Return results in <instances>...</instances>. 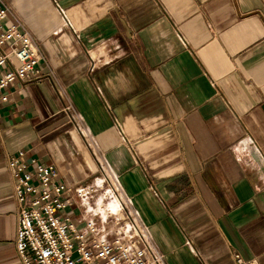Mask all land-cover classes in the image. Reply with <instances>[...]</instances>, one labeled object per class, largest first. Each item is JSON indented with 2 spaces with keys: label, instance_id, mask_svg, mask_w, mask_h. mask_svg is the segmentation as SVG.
<instances>
[{
  "label": "crops",
  "instance_id": "1",
  "mask_svg": "<svg viewBox=\"0 0 264 264\" xmlns=\"http://www.w3.org/2000/svg\"><path fill=\"white\" fill-rule=\"evenodd\" d=\"M6 1L43 60L0 94V264L20 151L55 167L80 229L114 238L107 170L166 264H264V0Z\"/></svg>",
  "mask_w": 264,
  "mask_h": 264
},
{
  "label": "built area",
  "instance_id": "2",
  "mask_svg": "<svg viewBox=\"0 0 264 264\" xmlns=\"http://www.w3.org/2000/svg\"><path fill=\"white\" fill-rule=\"evenodd\" d=\"M10 16V5L0 0V71L6 70L0 77V94L18 81L39 79L43 60L37 43L21 22L5 25ZM66 111L78 120L79 130L88 137L72 107ZM7 165L18 206V264H166L165 256L115 179V184L110 181L112 199H117L124 214L117 217L116 210L107 207L114 217L108 229L114 236L110 240L92 221H85L83 229L73 222L68 213L71 199L67 194L71 189L59 180L53 165L37 159L27 162L24 151L8 158ZM94 192V188L84 187L77 190V195L85 198ZM234 258L236 264H246L240 254Z\"/></svg>",
  "mask_w": 264,
  "mask_h": 264
},
{
  "label": "rangeland",
  "instance_id": "3",
  "mask_svg": "<svg viewBox=\"0 0 264 264\" xmlns=\"http://www.w3.org/2000/svg\"><path fill=\"white\" fill-rule=\"evenodd\" d=\"M99 159V158H98ZM100 162H102L101 160H100ZM102 178H103V180L104 181H109V184H111L110 183V181H112V183H114L115 184V181L114 180H111L112 178L110 177V172L109 171H107V170H105V171H103V176H102ZM111 187V186H110ZM110 187H107V189H112V187L110 188Z\"/></svg>",
  "mask_w": 264,
  "mask_h": 264
},
{
  "label": "bare ground",
  "instance_id": "4",
  "mask_svg": "<svg viewBox=\"0 0 264 264\" xmlns=\"http://www.w3.org/2000/svg\"><path fill=\"white\" fill-rule=\"evenodd\" d=\"M110 205H111L112 209H114V208H117L119 206V202L117 201V199L116 200L114 199L113 203H111Z\"/></svg>",
  "mask_w": 264,
  "mask_h": 264
}]
</instances>
